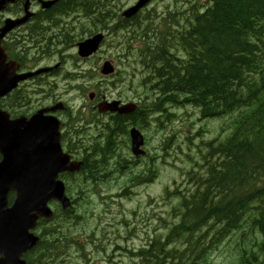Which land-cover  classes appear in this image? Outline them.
I'll return each mask as SVG.
<instances>
[{"label": "trees", "instance_id": "trees-1", "mask_svg": "<svg viewBox=\"0 0 264 264\" xmlns=\"http://www.w3.org/2000/svg\"><path fill=\"white\" fill-rule=\"evenodd\" d=\"M85 5L86 11L78 24L81 31L87 19L92 18L90 6H97L98 1L96 4L88 0ZM200 12L195 13L190 28L183 25L168 28L175 31L174 40L185 57L177 62L166 44L158 41L145 54L147 66L151 65L148 68L159 79L156 87L163 101L193 104L200 108L203 117L227 115L233 128L211 154L218 160L210 161L205 172L200 167L189 172L191 187L184 192H173L179 198L177 205L182 212L177 216L182 222L163 241L141 251L139 264L170 261L203 264L207 250L230 233L249 240L246 227L262 234L259 247L264 255V0H212V5ZM134 19L133 26H139L141 21ZM118 22L121 27L129 26L127 19ZM167 22L179 23L178 20ZM149 26L147 23L146 27ZM41 27L38 19L30 20L28 35L35 43L41 42L42 35L48 31ZM67 36L64 34L63 39L65 45H70L76 34L71 40ZM72 116V121L77 123L75 115ZM72 116L68 117L69 121ZM116 118L103 126L89 145L85 144L89 152L82 151L84 170L96 177L84 180L103 183L107 174L122 168L115 129L123 132L122 128L129 122L122 116ZM71 210L67 217L60 218L61 223L72 219ZM209 220L218 221L209 223ZM54 229H47L50 236L39 241L37 252L27 255L28 264H63L62 248L74 239L67 240L65 228ZM194 251L199 252L197 257H193ZM248 260L247 253H241L238 264H246Z\"/></svg>", "mask_w": 264, "mask_h": 264}, {"label": "rangeland", "instance_id": "rangeland-1", "mask_svg": "<svg viewBox=\"0 0 264 264\" xmlns=\"http://www.w3.org/2000/svg\"><path fill=\"white\" fill-rule=\"evenodd\" d=\"M151 1L149 7L155 8L157 13L164 10L165 4H162L163 0ZM168 1L169 5L173 7L174 2L172 0ZM134 2L135 0H120V2L115 0L116 6L114 8L117 9L119 7L123 10ZM167 17L169 20H173L174 18L171 14ZM151 22L154 26L158 25L157 20H152ZM86 23L88 27L91 28L107 27V25L110 24L107 21L101 20L98 25L93 26L89 19H87ZM78 24L76 26V31H81L78 28ZM152 30L154 31V28ZM140 31L142 30L131 26L118 29L117 31H110L111 33L107 36L108 40L116 45L122 64V71L120 73V80L122 82H118L115 86H112L109 84L110 78L103 77V88L106 90V96L109 98L116 97V94H118L121 95L120 97L123 99H130L136 95V92L141 93L145 90L144 86H139V81L141 77L152 72L148 68L151 65L147 66V55L143 57V53L147 49V44L139 39L138 34ZM53 32L54 31H46L41 39H52ZM58 35L63 37L64 34L59 33ZM70 38L71 36H67L68 40H71ZM63 47H66V45L64 44ZM166 49L172 53L168 47H166ZM105 50L107 52H114V49L108 46H105ZM175 52L182 54L179 50H175ZM90 65L91 64L83 67L87 68L90 67ZM158 65L159 64L156 63V66ZM91 90H94V86L91 83L88 81H79L75 85L74 93H63L60 100L66 108L64 113H66L68 109L73 115L75 107L83 101L82 96L84 93ZM98 93L103 95V91H98ZM146 97H148L147 100H150V97L153 96L147 95ZM85 103L89 105L86 97ZM166 109L173 112L175 116L170 117V121H168L166 118L167 111H160L161 114L154 115L153 118H155L158 126H160L161 121H164V126L162 130L157 132L152 126L153 130L148 132V135L151 137V142L148 140V144L145 147L148 153H152L153 156H158L155 159L157 161L155 167L158 171L154 182H152L148 189L140 187L137 194L134 193L129 198L118 197V200L115 203L107 201L109 202L108 208L103 209L104 206L99 204V197L97 196H95L96 199H93L92 204L88 207V209H91V214L88 212L90 222L94 223L96 215H98L99 220L97 223L100 222L103 226H106V224L115 216L117 210L119 212L118 218L122 217V215H126L131 219V216L127 213L137 205H139L140 211H143L144 206L149 201L148 196L151 197L150 202L152 210L142 222H140L141 216L136 215L129 225L114 224L106 227L107 241L104 245L100 243L99 246L106 259L114 260L120 264L132 263L130 258H132L134 254L131 251H135L138 247L145 245L148 238L153 235L155 236L165 231L162 227L170 223L171 208L176 205L179 200L178 197L171 195L169 191L182 189L186 186L188 177L187 172L194 171L200 164H205L208 151L206 144L220 137L223 125H226V121V127H230L228 120L229 116L225 118H203L200 114L199 108L191 104H182L177 107L167 106ZM90 119L93 120L92 116ZM72 120L73 116L71 121ZM228 132L229 131L226 133ZM165 136L170 137L167 139L164 138ZM178 145L179 149L176 148ZM162 156L164 158H162ZM123 161L124 162H121V164L124 165L125 159ZM89 163L90 165L92 164L91 161ZM114 166L117 167L116 162L114 163ZM103 167L104 166H101L102 169ZM108 167L109 164L105 166V169ZM104 170H101V172ZM106 178L107 180L103 182V184H110L114 181L113 177L108 174L105 176V179ZM172 180H175L179 185L176 187L172 183ZM73 184L77 190V197L70 214L72 218L76 217L82 210L87 195L92 192L94 183L89 180H84V178H79ZM149 210L150 208L147 207L146 211L149 212ZM245 230L249 233V240H246L245 237L242 236L244 237L243 241L246 244L253 246L256 243V240H258V231L257 229L249 227H246ZM209 237L210 233L206 235L204 240H208ZM239 238V234L230 233L217 245L213 244L211 247L212 249L209 251L207 250L204 258L205 263L203 264H238L240 256H233V252L243 244L241 239L236 242ZM242 250L245 252L247 251L245 248H242ZM198 255L199 252H193V257H197ZM101 256L102 253H93V260L90 264H113L106 262ZM62 259L63 264L69 263L65 255Z\"/></svg>", "mask_w": 264, "mask_h": 264}, {"label": "water", "instance_id": "water-1", "mask_svg": "<svg viewBox=\"0 0 264 264\" xmlns=\"http://www.w3.org/2000/svg\"><path fill=\"white\" fill-rule=\"evenodd\" d=\"M147 0H139L138 3L128 9L124 14H133ZM6 3L0 1V8ZM11 78L0 76V95L11 88ZM113 104L102 102L98 105L100 111L107 109L114 110ZM4 115V114H2ZM0 115V199L2 223H0V264H25L20 257L22 253L31 248L37 241V237L29 242V235L26 233L28 221L32 216L29 213H38L45 206L47 196H59V193L52 187L47 195L49 186L56 174L64 169L60 160L62 158L59 150L53 145L49 148L54 134L44 129L38 117L31 122L24 120H5ZM132 151L139 154L142 151L138 147L142 139L131 131ZM45 174L49 179L46 189L42 185L38 187L37 172ZM10 189H16L19 197L13 207L5 208L6 193ZM46 211V210H45Z\"/></svg>", "mask_w": 264, "mask_h": 264}, {"label": "bare ground", "instance_id": "bare-ground-1", "mask_svg": "<svg viewBox=\"0 0 264 264\" xmlns=\"http://www.w3.org/2000/svg\"><path fill=\"white\" fill-rule=\"evenodd\" d=\"M67 46H69V45H66V47ZM84 89H85V87H84ZM61 104H62V106L64 107V110L66 109L65 108V106H64V104L61 102ZM65 112V111H64ZM65 115L67 116V117H70V116H72V114L70 113V111H68V109H67V111H66V113H65ZM93 118V120H94V117H92ZM121 157H122V154H121ZM122 160H124V158L122 157ZM124 162V161H123ZM72 208V207H71ZM36 215V213H29V216H35Z\"/></svg>", "mask_w": 264, "mask_h": 264}, {"label": "flooded vegetation", "instance_id": "flooded-vegetation-1", "mask_svg": "<svg viewBox=\"0 0 264 264\" xmlns=\"http://www.w3.org/2000/svg\"><path fill=\"white\" fill-rule=\"evenodd\" d=\"M53 70V69H52Z\"/></svg>", "mask_w": 264, "mask_h": 264}]
</instances>
